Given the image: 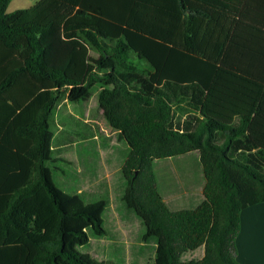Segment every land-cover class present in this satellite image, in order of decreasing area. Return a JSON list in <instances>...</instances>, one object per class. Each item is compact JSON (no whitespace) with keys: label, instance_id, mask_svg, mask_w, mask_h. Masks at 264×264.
I'll return each instance as SVG.
<instances>
[{"label":"trees","instance_id":"obj_1","mask_svg":"<svg viewBox=\"0 0 264 264\" xmlns=\"http://www.w3.org/2000/svg\"><path fill=\"white\" fill-rule=\"evenodd\" d=\"M9 1L0 0V264H122L79 249L105 235L107 199L62 190L49 165L58 101L92 96L127 147L121 199L146 218L152 264H243L240 212L264 202V0H37L7 11ZM191 152L202 196L172 208L153 161Z\"/></svg>","mask_w":264,"mask_h":264},{"label":"rangeland","instance_id":"obj_2","mask_svg":"<svg viewBox=\"0 0 264 264\" xmlns=\"http://www.w3.org/2000/svg\"><path fill=\"white\" fill-rule=\"evenodd\" d=\"M49 122L54 132L49 165L57 167L52 170L55 183L66 192H79L86 202L107 199L105 235L92 234L90 242L79 249L97 259L152 264L154 241L142 238L146 218L129 211L121 199L120 167L127 147L117 142L94 96L86 102L60 99ZM153 169L158 190L170 207L194 206L202 196L204 177L195 152L154 160ZM238 245L248 250L249 239L241 234ZM192 254L198 256L200 250ZM251 258L255 260V253Z\"/></svg>","mask_w":264,"mask_h":264},{"label":"crops","instance_id":"obj_3","mask_svg":"<svg viewBox=\"0 0 264 264\" xmlns=\"http://www.w3.org/2000/svg\"><path fill=\"white\" fill-rule=\"evenodd\" d=\"M37 0H10L7 11L28 7ZM244 221V223H243ZM259 234L261 240L257 236ZM241 234L249 239L250 245L245 251L239 248L238 240ZM237 259L243 264H264V202L246 206L240 212V230L236 237ZM255 253V260L251 258Z\"/></svg>","mask_w":264,"mask_h":264}]
</instances>
